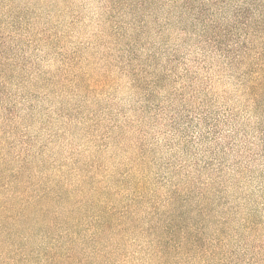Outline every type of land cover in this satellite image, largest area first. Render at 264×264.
Listing matches in <instances>:
<instances>
[{
    "label": "rangeland",
    "instance_id": "374dc122",
    "mask_svg": "<svg viewBox=\"0 0 264 264\" xmlns=\"http://www.w3.org/2000/svg\"><path fill=\"white\" fill-rule=\"evenodd\" d=\"M0 264H264V0H0Z\"/></svg>",
    "mask_w": 264,
    "mask_h": 264
}]
</instances>
